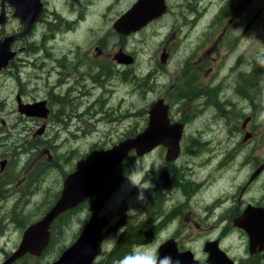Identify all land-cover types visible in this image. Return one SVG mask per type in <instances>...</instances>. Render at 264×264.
Returning <instances> with one entry per match:
<instances>
[{
  "label": "rangeland",
  "instance_id": "1",
  "mask_svg": "<svg viewBox=\"0 0 264 264\" xmlns=\"http://www.w3.org/2000/svg\"><path fill=\"white\" fill-rule=\"evenodd\" d=\"M123 1L120 0V3ZM189 1L187 0V4ZM217 8L224 10L222 16L216 19L217 22L212 23L214 19L212 15ZM197 9L200 12L196 15L187 10L189 22L184 23L181 11L175 12L173 7L160 23H151L146 29L128 37L124 41V50L127 54L135 55L136 59L133 64L124 63L128 67L124 66L123 75L110 76L104 83V88L92 87L89 82L88 94L84 93L78 99L81 100V107L77 108V112L80 110L82 112L77 114V118L66 124H47L48 135L42 142L41 150L48 149L53 157L49 161L47 154L36 158L39 159L36 165L40 169L42 179L41 183L36 185L39 187L34 189L31 195L26 194L27 203L23 207V213L27 222L43 212L47 205L55 200L67 173L83 166L97 151L107 150L113 144L140 132L147 124L149 102L162 97L171 105V115L177 122L187 123L183 130L185 142L179 162L186 164L188 176L183 179V189L177 190L176 186L169 182L167 187L172 188L166 190L171 199L170 205L174 201L177 206L179 205L178 209L181 212L178 226L182 232L179 236L180 241L200 254L202 241L218 234L219 226L210 227L208 232L205 231L210 224L214 225L216 215L220 212V209L212 210L209 203L229 189L231 181L229 170L232 163L240 161L241 166L249 161L244 170L239 167L237 172H234V183L241 185L251 176L258 162L264 161V73L254 76L258 67L264 69V65L259 64V58L264 55V0H200ZM100 14L101 19L97 18L96 12L94 15L90 12L88 18L93 29H81L77 38L86 36L85 38L95 39L102 36L105 31L102 43L111 48L115 44V39L116 41L119 39V34L110 25L111 18L117 12H105L103 16L102 12ZM195 17L197 19L194 25ZM218 23H220L218 27L228 25L225 37L229 40L226 42L235 55L227 64L235 67L222 69L223 57L217 58L212 49L208 52L205 49L209 41L204 37L209 33L213 34L217 27L213 25ZM194 26L195 29L192 28ZM166 40L170 54L163 63L161 50ZM239 40H243L242 44H239ZM202 41L206 45L199 47ZM238 44L239 53L236 52ZM88 45L89 42H86L82 46L86 48ZM65 47L66 45H61V48ZM118 47L114 46L111 51L117 53ZM72 52L84 51L75 48ZM212 58H215L213 64ZM242 58L247 62L246 65L241 63L237 67ZM203 60L206 61L200 72L198 65ZM28 63L30 65L23 74L27 82L22 81L21 84L25 99L32 100L43 96L42 92L45 89L43 85H36L44 84L43 82L35 83L36 62L33 60ZM210 67L212 69H209ZM152 70L154 71L151 73ZM223 71L228 73L222 75ZM14 90H16L14 83H6L2 75L0 160L6 156L5 154L13 155L19 136L23 138L24 135H28L24 140L30 141L28 129L35 125L33 120L29 121L21 130L17 120L18 113L10 103ZM100 98L102 100L98 101ZM95 101L94 108L88 109L87 105ZM253 101L256 107L252 106ZM57 107L55 105L54 109L57 110ZM249 117L252 118L250 128L247 125L246 130H243L241 123L245 120L248 122ZM232 126L234 130L231 129ZM179 146L181 149L180 142ZM24 148L27 149V144ZM17 155L7 156L10 160L18 159L12 165L22 166L27 162L29 154L26 155L25 152L19 157ZM165 156L166 152L161 149L142 157L131 152L122 164L103 177L100 187L88 200L80 204L74 213L69 217L57 219L56 236L52 238L47 252L40 256L25 255L18 259L16 264L52 262L59 254L60 246H67L78 234L80 229L76 226L77 218L88 208L90 213L98 211L99 215L108 220L102 231L103 241L100 244L101 253L96 257L97 263L116 264L119 253L125 247V244L121 245V248L118 247V242L125 240V237L129 238L128 234L133 233L131 231L133 227L145 220L143 211L148 197L155 189L160 192L163 174L174 164L173 160L167 161ZM135 160L151 168L160 166L158 170L154 169L149 174L148 178L154 187L144 193L146 199L142 203L137 202V190L131 188L125 179L127 169ZM199 181H205L202 187L206 186L201 192H198ZM256 185L258 187H255L253 192L257 190L258 195L260 187H264V169ZM240 188L234 193L235 198ZM246 199L250 200V196ZM12 204L13 202L8 204V209ZM1 216L0 231L4 236L0 239V246L5 251H0V261L3 260L5 252L16 248L22 233L10 219L5 220ZM201 219L205 222L202 223ZM194 220L202 224L203 230L197 228ZM169 229L171 232L177 231L174 225ZM163 236L165 234H162ZM112 238L116 240L114 245ZM225 244L227 245L226 241L223 246ZM231 245L237 246L229 247L234 255L241 254L244 249L236 238ZM137 254L143 255V264H150L155 255V246L152 248L149 243L133 245L126 251L125 258L121 259L126 260Z\"/></svg>",
  "mask_w": 264,
  "mask_h": 264
},
{
  "label": "flooded vegetation",
  "instance_id": "2",
  "mask_svg": "<svg viewBox=\"0 0 264 264\" xmlns=\"http://www.w3.org/2000/svg\"><path fill=\"white\" fill-rule=\"evenodd\" d=\"M10 1L11 0H0V43H2L3 48L8 54L7 63L0 70V77L3 75L6 83L9 84L13 82L16 87V90H14L11 95V97H13L12 102L10 103L18 113L17 120L20 124L19 126L21 130L22 126L29 121L33 120L35 125L28 129L30 132V141L24 140L28 135H24L23 138H20L19 136V142L15 144V150L12 152L13 155H11L12 157H16L18 154L17 157H19V155H22V153L25 154L26 152V155L29 154L27 162L22 164V166L21 164L18 166L12 165L14 162L16 163L18 159L16 158V160H14L12 158L10 160L11 156L9 154H5L6 156H3L1 158L2 160H0V215H2V219H10V222H12L14 226L23 233L28 225L38 221L45 215L59 196L58 194L55 200L51 202L50 205H47L43 212L39 214L36 213L38 214L35 215L36 217L31 221H26V216H24L25 214L23 213V207L27 203L26 194L31 195L33 190L39 187L36 185L41 183L42 179L40 169L36 165L39 159L36 158L47 154V159L49 161L51 157H53L48 149L41 150L42 142L48 135V133H46L47 124L53 123L55 125L58 123H70L72 119L77 118V114L82 112V110L77 112V108L81 107V100L78 99L80 96L82 97L84 93L88 94L90 83L92 84V87L104 88V83H106V80L109 79L110 76L123 75V68L124 66L127 68L128 64L125 65L126 63L123 59L119 58L121 55L119 51H125L124 41L128 37L134 36L143 29H146L151 23H160L162 18L172 11L173 7L175 8V12L181 11L184 23H188L189 19L187 10H190L195 15L197 12H200L199 9H197L200 0H190L188 4L187 0H163L165 6L163 13L148 21L140 29L128 34L120 33L114 27V24L124 12L130 9L139 0H124L123 3H120V0H114L113 2L107 0H24L22 6L30 12L37 11L38 14L37 19L29 26L26 33H23L25 23L28 22L29 18L34 17L32 16L34 13H26L27 16L25 17V21H21L20 18L13 15L15 8L9 4ZM148 1L151 2V0ZM210 7L212 6L210 5ZM223 10V8H217L214 11V14L212 15V17H214L212 23L217 22L216 19L222 16L221 13ZM112 11H116L117 14L111 18L110 25L113 30L119 34V39L117 41L115 39V44L112 45L111 48H107L104 43H102V39L106 33L105 31L102 36H98L95 39L85 38L86 36L77 38V34L81 29H93L90 26V19L88 18L90 12H93V15L96 12L97 18L101 19L100 12H102L103 16L105 15V12L110 13ZM196 19L197 18L195 17L193 20L194 25L196 24ZM14 22L15 24H13ZM219 24L220 23L213 25V27ZM192 28L195 29V26ZM227 29V24H224L221 27L217 26L215 32H213L216 36L209 33L204 37L205 40L209 41L205 48L206 51L208 52L209 49H212L216 53L217 58L223 57V63L221 64L222 69L235 67V65L227 64L235 55V53L230 50L229 44L226 42V40H229L225 37ZM7 38L11 39L7 40ZM86 42H89V45L85 48L82 45ZM241 42H243V40H239V44H242ZM163 43L164 45L161 52L166 55V59L163 62L165 63L169 58L170 52L167 48V40ZM239 44L236 45L237 53L240 51ZM61 45H66V47L61 48ZM116 45L119 46L117 53L116 51H111ZM205 45L206 44L202 41L199 47ZM75 48H77V50L81 49L84 52L73 53L72 51H74ZM220 50L223 52L219 53ZM130 55L133 57V60L129 64H133L136 57L133 54ZM33 60L36 62L35 66L37 67L35 83L43 82L44 84L36 85H43L45 90L42 92L44 93L43 96L32 100H26L23 95L24 90L22 89L23 85L21 82H27L26 78L23 77V74L30 65L28 61L31 62ZM214 60L215 58H212V64ZM205 61L206 60L201 61L198 65L200 72ZM241 63L245 66L247 62H244V58H242V61L239 60V65L237 67H239ZM209 69H212V67ZM153 71L154 70L150 72L152 73ZM227 73L228 71H223L221 74L226 75ZM149 76L150 74H148V77ZM154 77L155 75L153 74L152 78ZM50 79L53 80L51 81ZM101 100V98L98 99V101ZM42 101L44 102V108L47 109L45 116L27 115L18 110L19 103L33 104ZM96 101L91 105H87V108H94ZM164 102L166 103V101ZM55 105L58 106L57 110L54 109ZM1 108H3L2 101H0V109ZM95 112H97V110ZM169 118L170 123L177 122V120L171 115V105H169ZM248 119V122L245 120L241 123V128L243 130H246L247 125L250 128L252 118L249 117ZM181 124L183 127L179 141L181 144L180 153L177 158L173 160V166L169 167V170L164 172L161 179L162 189H160V192L155 189L148 197L145 210L143 211V217L145 220H143L140 225L134 226L138 231L147 232L148 240L143 243H134L133 245L140 246L149 243L152 245V248L155 246V255L152 257V261L153 258L159 259L160 257L168 255L173 258V261H179V264H264V248L261 250L258 249L260 244H264V231L259 234L257 245L251 246L249 234L244 228L238 226V223L241 222L244 217H246L248 221L255 219L254 215H248L245 213L247 209L259 208L264 212V187H260L258 195L257 190L253 192L254 188L258 187L256 182L261 177L264 168L257 174L255 173L264 161L258 162V166L251 176L241 185L234 183V172H237L239 167L244 170L249 161L243 163L241 166L240 161L232 163V167L229 170L231 180L229 189L209 203L212 210L220 209V212L216 215L217 219L214 225L210 224L205 231L208 232L210 227L215 226L218 228L219 226V232L216 236L208 237L202 241L203 244L201 243L200 254L189 245L187 246L184 243H181L179 236L182 232H180L178 228L180 222L179 215L181 213L178 209L179 205L177 206L174 201L170 205L171 199L166 193V190L172 188L171 186L167 187L169 182H172L177 190L183 189V179H186L188 176L186 164H181L179 162L182 155L181 152H183L182 147L185 142V133H183V130L186 128L187 123L182 122ZM233 127L234 126L231 128L232 130L235 129ZM26 144L27 149L24 148L26 147ZM156 149H161L167 152V148L160 144L148 153H151ZM27 151H29V153H27ZM225 170L228 171L226 168ZM204 183L205 181L198 182V192H201L202 188L206 187H202ZM239 188L240 190L235 198L234 193ZM247 196H250V200L246 199ZM10 202H13V204L10 209H8V204ZM169 205L170 207L168 208ZM79 206L80 205L75 208H78ZM75 208L71 210H74ZM59 216H57L50 224V239L43 253L48 251L52 238L56 236V229L54 230V227L55 221ZM194 221L197 228L203 230L202 224L196 220ZM201 222L204 223L205 221L201 219ZM173 225L177 227L176 232H171L169 229ZM260 225L264 230V222ZM80 231L81 229L67 246H60L58 249L59 254L54 260H56L68 246L74 243ZM102 231L100 232V235L102 236L103 241ZM168 231L170 232L167 233ZM162 234H165V236L162 237ZM3 236L4 233L0 231V239ZM234 238L238 240V244L244 247L241 254L234 255L229 248L237 247L236 245H231V243L234 242ZM215 241H217L216 244L213 243ZM224 241H226L227 245L225 244L223 246ZM167 243H169V245ZM18 244L16 245V248L18 247ZM162 245L163 251L161 253L160 248ZM251 249H253V251ZM14 250L5 252L3 260ZM0 251L4 252L5 250L1 247ZM96 259L97 258L93 260L92 264H104V262L97 263ZM117 260L116 264H124L125 260H122L119 257ZM16 263L17 261L12 264ZM150 264H152V262Z\"/></svg>",
  "mask_w": 264,
  "mask_h": 264
},
{
  "label": "water",
  "instance_id": "3",
  "mask_svg": "<svg viewBox=\"0 0 264 264\" xmlns=\"http://www.w3.org/2000/svg\"><path fill=\"white\" fill-rule=\"evenodd\" d=\"M22 2L24 0H11L9 4L15 8L13 15L20 18L21 21H25L26 13L30 11L22 6ZM164 10L163 0H151V2L139 0L115 21L114 27L120 33L128 34L140 29L148 21L163 13ZM30 13H34L32 15L34 17L29 18V23H25L23 33L28 31L29 26L38 17L37 11ZM10 39L7 38V40ZM119 53L121 54L119 58L123 59L126 64L132 62L133 57L130 54L121 50ZM6 54V50L0 43V70L7 63L8 54ZM165 59L166 55L163 53L161 61L164 62ZM43 104V101L33 104L19 103L18 110L27 115L45 116L47 109L44 108ZM147 114V124L140 132L113 144L107 150L97 151L83 166L65 175L56 201L41 219L24 229L18 247L0 264H12L28 254L32 256L42 255L50 239L49 228L51 222L60 214L85 202L94 193L103 177L120 165L130 152L134 151L136 156L142 157L161 144L167 148L165 156L167 161L177 158L180 153L179 141L183 125L178 122L170 123L169 104L165 103L162 97L152 99L148 104ZM263 168L264 162L255 174ZM245 213L254 215L255 219L248 221L244 217L238 223V226L247 231L250 237V245L255 246L257 245L259 234L264 231L260 225L264 222V212L259 208H252L247 209ZM107 224L108 220L106 217L99 215L97 211L91 213L88 222L81 229L74 243L68 246L56 260L49 264H92L93 260L101 252L102 236L100 232ZM216 242L213 243L216 244ZM167 244L169 245V243ZM78 247H81L79 251L76 250ZM263 248L264 244H260L258 249L261 250ZM251 250L253 251V249ZM160 251L162 253L163 245Z\"/></svg>",
  "mask_w": 264,
  "mask_h": 264
},
{
  "label": "clouds",
  "instance_id": "4",
  "mask_svg": "<svg viewBox=\"0 0 264 264\" xmlns=\"http://www.w3.org/2000/svg\"><path fill=\"white\" fill-rule=\"evenodd\" d=\"M159 167L160 166L151 168L145 164H141L139 160H135L133 165L127 169L128 174L125 176V179L131 188H135L137 190V202H144L146 199L144 193L154 187L148 177L154 169L158 170ZM90 215L91 213L89 211V208L85 212L79 214L76 224L78 229L84 228L85 224L90 218ZM115 242V238H112L113 245L115 244ZM143 259V255L137 254L126 258L124 264H142ZM152 264H179V261H173V258L171 256L165 255L163 257H160L159 259L153 258Z\"/></svg>",
  "mask_w": 264,
  "mask_h": 264
},
{
  "label": "trees",
  "instance_id": "5",
  "mask_svg": "<svg viewBox=\"0 0 264 264\" xmlns=\"http://www.w3.org/2000/svg\"><path fill=\"white\" fill-rule=\"evenodd\" d=\"M259 64L261 65H264V55L261 56L259 58ZM259 65V66H260ZM261 73H264V69L261 70L259 67L257 68V73L255 74L254 73V76L257 77V75L261 74ZM146 79V78H145ZM144 80V79H143ZM252 106L253 107H256V104H255V101L252 102ZM124 162V161H123ZM122 162V163H123ZM121 163V164H122ZM119 166V165H118ZM117 167V166H116ZM115 167V169H116ZM113 169V170H115ZM111 173V171L109 172V174ZM108 175V174H107ZM100 187V185L96 188V190ZM92 196V195H91ZM77 208H75L74 210H68L66 211L64 214L60 215L58 218H63V217H69L72 213H74L76 211ZM57 218V219H58ZM56 219V221H57ZM56 221H55V224H56ZM65 227V226H63ZM56 229V226L54 227V230ZM133 233H129V238H126L125 237V240H121L118 242V247L121 248V245L125 244V247H124V250L122 252L119 253V258H125V255H126V251L132 247H130V245L134 244V243H143V242H146L148 240V236H147V232L145 231H138L136 227H133V229L131 230Z\"/></svg>",
  "mask_w": 264,
  "mask_h": 264
},
{
  "label": "bare ground",
  "instance_id": "6",
  "mask_svg": "<svg viewBox=\"0 0 264 264\" xmlns=\"http://www.w3.org/2000/svg\"><path fill=\"white\" fill-rule=\"evenodd\" d=\"M80 248H81V247H78V248H76V250H77V251H79V250H80Z\"/></svg>",
  "mask_w": 264,
  "mask_h": 264
}]
</instances>
